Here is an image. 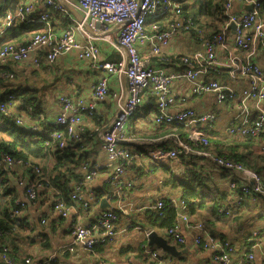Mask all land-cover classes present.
Segmentation results:
<instances>
[{"label": "built area", "instance_id": "2783aa9c", "mask_svg": "<svg viewBox=\"0 0 264 264\" xmlns=\"http://www.w3.org/2000/svg\"><path fill=\"white\" fill-rule=\"evenodd\" d=\"M75 5L81 11V17H70V23L59 33L52 28L49 7L66 11L63 4L56 0H44L45 9L36 13L35 3L30 0L17 4L0 22V36L12 26L15 20L28 19L43 24V28L35 31L23 43L3 42L0 44V77L13 79L14 72L9 71L10 63L27 62L30 66L40 67L50 64L60 55L70 50L76 51L78 59H90L96 67L105 74L93 84L91 99L71 97L66 94L58 96L59 112L50 121L56 129L52 136L59 140V147H64L66 140L76 137L84 129V120L89 121L95 115V102L107 97L111 92L108 85V75H113L118 81L124 79L126 89L112 92L117 106L108 124L99 132L101 147L110 163L108 180L115 188L129 187L132 180L124 178L131 162L147 159L162 164L168 161L179 162V154H192L206 157L219 168L229 170L233 178L227 181L231 190V203L241 204L249 194H264V179L262 175L243 163L224 156L216 155L203 146L209 143L208 132L202 129L204 124L208 129H214L217 115L211 110L198 109L186 105L185 96L178 93L181 84L188 87V93L200 95L211 93L217 105L225 102H236V113L233 120L225 126L230 135L257 136L264 131V65L254 60L255 53L264 54V13H259L258 0H225L224 14L226 22L220 31L204 29L194 25L191 10L195 0H64ZM235 2L251 3L253 10L243 12L232 11ZM202 7V5H201ZM148 17L158 18L152 22L149 29L144 27ZM229 23H233L234 34L231 47L228 40ZM115 28V29H114ZM196 30L197 40L201 48L192 52L181 53V68L167 70L150 62V55H160L163 48L180 32L191 33ZM80 36V38H79ZM97 39L107 42L111 49H115L119 57L112 60H99L100 48ZM147 45L150 54H142L140 47ZM244 51V54L240 52ZM262 53V52H261ZM222 71L227 76L222 77ZM228 79V81H226ZM238 79L247 83L238 90L235 88ZM20 93H6L0 99V112L10 116L17 124H21V117L12 112L16 97ZM149 99L155 105L150 113V123L154 127L166 124L184 126L185 138L177 132L164 134L162 144H155L149 140L139 141L140 144L151 143L146 152L136 150L125 145V130L129 120L139 107L144 106ZM253 103L255 116H252L249 103ZM168 109H170L168 111ZM148 124V123H147ZM38 125L32 124L31 127ZM16 165L26 166L20 158H12L6 153L0 155V168L10 171ZM98 164L84 163L81 180L77 181L68 195V200L57 198L51 205V213L63 218H72L79 214V209H88L91 198L82 194V189L88 185L93 177L99 173ZM34 171L40 173V167L34 165ZM3 175L0 174V195L2 194ZM18 185L22 188L21 197L16 203L24 206L27 202L38 200L42 184L31 183L26 178H18ZM113 191V192H114ZM58 193L59 191L56 190ZM112 192V194H114ZM173 204L184 208L182 200L171 198ZM162 199H157L149 207L156 209L159 214L164 207ZM230 209H220L219 212L229 213ZM21 210L15 211L20 215ZM21 216V215H20ZM119 215L110 208L100 213L95 220L83 223L74 219L70 226L73 244L64 248L72 251L74 244H80L88 251H92L98 242H107L114 235V225ZM41 219V223L45 222ZM184 224L196 228L194 243L203 249L212 250V259L217 264H250L254 258L252 252L231 259V247L225 240H220L207 231L202 222H193L186 213H179L177 221L166 229V234L173 241L183 244L184 236L180 229ZM255 232L257 247L264 246V237ZM264 249V247H263ZM10 246L0 244V258L6 264H52L56 254L47 256H21L15 259L10 254ZM145 264H160L162 253L149 249L145 257ZM261 264H264V259Z\"/></svg>", "mask_w": 264, "mask_h": 264}, {"label": "crops", "instance_id": "0c3cea01", "mask_svg": "<svg viewBox=\"0 0 264 264\" xmlns=\"http://www.w3.org/2000/svg\"><path fill=\"white\" fill-rule=\"evenodd\" d=\"M30 0H0V22L6 15V12L11 11L17 4L24 3ZM35 3L34 11L36 13L45 9L44 0H32ZM63 4L66 11H60L49 7L51 12V24L53 30L57 33L61 29L70 23V17H81V11L70 3L64 0H56ZM251 3L235 2L232 4V11L243 12L247 10V6ZM20 24H24L22 27ZM43 24L37 21H29L28 19L15 20L12 27L7 29L3 34L8 40L12 35L14 40L24 41L28 40L31 35L43 28ZM223 26L221 27V29ZM115 29V28H114ZM234 29L229 26L228 40L233 48ZM80 38V36H79ZM4 42V41H3ZM98 46L100 48L99 60H112L119 57L118 52L115 49H111L108 43L97 39ZM140 52L143 54H150L149 47L147 45L139 46ZM201 43L195 39L190 33L180 32L173 39L165 45L160 55H150V62L157 66H163L167 70H176L181 68V65L172 64L168 57L179 56L181 53L192 52L201 48ZM262 52V53H261ZM244 54V51L240 52ZM264 65L263 51L255 53L254 60ZM11 72H14L13 79H7L0 77V96L1 99L6 93H10L11 89L19 88L17 91L20 93V89H29L38 100V103L43 107L44 111H40L39 116L44 118L47 124H50L52 118L60 110L58 103V96L66 94L71 97H84L87 100L91 99V91L93 84L97 79L103 76L105 73L96 67V63L90 59H78L76 57V51L70 50L68 53L60 55L55 61L50 64H42L40 67L30 66L27 62L10 63L8 67H5ZM222 77H226L227 74H221ZM10 80V81H9ZM228 81V79L226 80ZM247 82L244 79H238L235 88L238 90L241 86ZM9 85V87H8ZM108 85L110 92L126 89L124 79L118 81L113 75H108ZM178 93L183 94L186 105L194 108H204L205 110L214 109L217 115V124L214 130L217 135L226 133L225 126L231 122L236 111V102H225L214 105L212 101L213 95L211 93H202L200 95H194L188 93V87L181 84L177 86ZM12 92V91H11ZM107 95L106 98L95 102V115L89 121L84 120V127L90 130L97 129V134L90 138L84 139L85 149L90 151L88 160L90 163L98 164L100 166L99 173L93 177V180L83 187L82 194L86 198H91V204L88 209H79V214L73 215L72 218H63L51 213V203L49 201V190L41 196H38V200L35 203L27 202L24 208L21 210V217L25 218L28 222L23 225V228L15 231L16 243L9 246L15 247L17 254L25 256V254L31 256H47L48 254H56L53 264H145V260L148 256V250L151 249L147 245V234L150 229H154L157 233H160L164 237L167 234L163 230H157L150 227H141L135 223V217L132 213H141L143 210L152 209L149 206L153 204L157 199H163L164 197L174 198L176 201L180 200V195L176 193L172 194L171 189L166 194L164 191L169 188L168 185H164L163 174H158V181H155V189L142 190V180L136 169L141 165L140 162H131L128 165L127 171L124 174V178L132 180L131 186L122 187L120 190L114 191L115 188L108 180V174L110 171V163L106 158V154L101 147V141L99 138L100 130L108 124L113 114L116 112L117 106L115 104V98L111 95ZM37 103V101H36ZM26 97L19 95L16 97L14 108L12 112L21 117L23 125L30 127L36 122V117L32 119L31 115L27 114L26 109L22 106L26 105ZM145 104H148L145 102ZM21 106V108H19ZM97 106V107H96ZM145 106V105H144ZM264 107V102L262 103ZM251 114H253V103H249ZM41 109L40 107H38ZM170 109H168L169 111ZM132 122L135 123L136 128H156L152 124L147 125L143 116L132 117ZM130 119V120H131ZM127 125L125 130V145L134 144L136 150L140 151L142 145L139 141L149 140V142L155 144H162V134L149 133V138H140L137 134L133 133L132 122ZM145 120V121H144ZM143 124V125H142ZM146 124V125H145ZM139 125H142L139 127ZM145 125V126H144ZM155 134V135H154ZM238 136V135H237ZM150 144L151 147V143ZM147 163V159L143 160ZM200 163H206V166L213 167L215 176H217L219 186L228 187L227 181L223 176H220L219 168H216L214 164L210 163L208 159L203 157L199 160ZM165 164V163H162ZM136 165V167H135ZM222 168V167H221ZM23 169L21 165H16L11 171H5L7 177L6 182L11 186L17 188L18 195L21 197L22 188L18 185L17 179L23 178ZM165 173V172H164ZM219 175V176H218ZM221 177V178H220ZM28 180V179H27ZM154 184H145L146 189H150ZM161 186V187H160ZM164 186V187H162ZM112 189L114 194H103L97 196L99 191ZM161 189V190H160ZM158 190V192H157ZM99 194V193H98ZM166 194V195H165ZM106 199V208L103 209L101 200ZM244 202L238 205L227 206L230 214H221L219 217H213L210 221L205 218H201L200 215H190L184 211L180 206H177V214L186 213L189 218L197 223L202 222L207 231L220 240H225L231 247V259H238L240 256L252 252L254 258L250 264H261L264 259V249L262 246L257 247L255 232H259L258 237L261 235L264 237V194H249L244 198ZM231 202L230 200H228ZM118 208L120 210V217L114 225V235L107 242H98L92 251H88L80 244H74L73 250L68 251L64 248L73 244V236L70 233V226L74 219H80L81 222L86 223L95 220L96 217L103 213L107 209ZM41 219L46 221L41 223ZM204 219V220H203ZM184 236L185 242L179 244L173 239L168 238L171 243L177 245V249L181 252L178 256H173L169 253H164L157 246L154 248L162 253V259L160 264H217L212 259V250L203 249L194 243V236L197 233V229L187 227L182 224L180 229ZM7 237L3 239L5 243ZM47 240L48 246L43 247L42 243ZM146 240V241H145ZM8 241L10 239L8 238ZM8 245V244H7Z\"/></svg>", "mask_w": 264, "mask_h": 264}, {"label": "trees", "instance_id": "16d2710c", "mask_svg": "<svg viewBox=\"0 0 264 264\" xmlns=\"http://www.w3.org/2000/svg\"><path fill=\"white\" fill-rule=\"evenodd\" d=\"M258 1L260 3L258 11L260 14H263L264 0ZM224 2L225 0H204L202 7H199L197 11L192 9L190 12L194 20L193 24L198 28L204 26L202 28L212 30L214 33L220 31L227 19L224 14ZM198 13H204L206 19L204 21L202 20L203 22L199 21V18L197 19ZM157 20L158 18L148 17L144 27L149 29L152 22ZM20 25L22 27L24 26V24ZM3 34L0 36V44L3 41L16 43L26 41L14 40L13 37L15 35H12L8 40H4L7 36L4 37ZM190 34L197 39L198 35L195 29ZM168 58L172 64H180V56H170ZM223 73L225 74L226 72L222 71ZM17 89L19 88L11 89L10 92H14ZM20 95L26 97L27 103L22 108L26 109L27 114H30L32 119L36 117L34 124L38 125V127H27L23 124H17L13 118L0 112V155L6 153L12 158H20L23 162H26L27 165L23 166L22 176L31 183L40 182L43 185L41 187L42 189L39 190V195L42 196L46 190H49V201L51 205L57 198L68 200V195L72 191L74 184L82 178V165L84 163L90 164L91 161L88 160L90 151L85 149L84 139L96 135L97 129L90 130L84 127L82 131L77 133L76 137L67 139V144L64 147H59V140L52 136V132L56 128L51 124H47V121L39 116V110L44 111L43 107L38 103L39 99L37 100L36 96L29 89H20ZM213 102L215 106H218L215 101ZM154 109L155 105L149 99L148 104L139 107L133 117L142 115L143 118L150 121V113ZM209 110L215 112L214 109ZM252 116H255V113ZM132 121L134 120L131 119L130 122ZM131 124L133 126V133L140 134L141 128L137 129L134 122ZM202 129L208 132L207 139L209 143L203 146L205 149L210 150L216 155H222L243 163L246 167L259 172L264 179V131H261L257 136H228L224 134L217 135L218 132L214 129H208L206 124L202 126ZM147 131L148 133H153L154 131L155 134L162 135L177 132L182 138H185L186 135L184 126L170 123H164L154 129L148 128ZM178 157L179 162L172 160L171 162H165V164H145L143 161L137 167L136 171L138 174H142L143 169L147 166L151 171L161 169L163 172L168 173L165 176L164 185L179 189L180 200L184 203V211L190 215H200L201 218L210 221L213 217L227 214L224 212L221 213L219 210L222 208L229 209L227 206L232 207L233 203L231 205V202L228 201H231V190L230 188L219 186L217 176H215L216 170L209 169L206 163H200L198 161L203 156L199 157L183 153L179 154ZM203 158L208 159L206 157ZM208 160L210 161V159ZM34 165L40 167V173L34 171ZM219 170L220 176L226 179L233 178V175H231L228 169L219 168ZM0 174L3 175V183L5 182L2 194L0 195V244H6V242H2L5 236L9 234L15 235V231L23 228V225H26L28 222L20 215L14 214L15 211L22 210L24 206L16 203L18 195L17 188L6 182L7 177L5 176V170L3 168H0ZM56 190L59 192L57 193ZM105 192L110 195L113 190L107 189L99 191V194L97 193L96 195L102 196ZM162 200L165 205L161 210V214L156 209H147L141 213H132L135 217V223L141 225V227H150L166 232V229L177 221L178 214L177 206L173 204L169 197L166 196ZM114 211L117 215L120 214L118 208H115ZM168 238L170 237L168 236ZM48 244V241L45 240L42 246L47 247ZM149 247L151 249L154 248L153 246ZM9 254L17 260L21 258L17 254L15 247L10 246ZM0 264L6 263L0 258Z\"/></svg>", "mask_w": 264, "mask_h": 264}, {"label": "rangeland", "instance_id": "374dc122", "mask_svg": "<svg viewBox=\"0 0 264 264\" xmlns=\"http://www.w3.org/2000/svg\"><path fill=\"white\" fill-rule=\"evenodd\" d=\"M203 1L204 0H195V4H194V7L192 8L193 10H198L199 9V7H201V5L203 4ZM0 14H2V12L0 11ZM199 18V21H204L206 18L204 17V13H198V16H197V19ZM202 21V22H203ZM201 26V25H200ZM202 27H204V26H202ZM0 116H1V114H0ZM145 120H147L146 118H145ZM144 120V121H145ZM146 123H150L148 120L147 121H145ZM143 125V124H142ZM142 125H139V127L140 126H142ZM146 125V124H145ZM144 125V126H145ZM149 127H145V128H141V131H140V134H138V136L140 137V138H146V137H148L149 138V133H148V131H147V129H148ZM138 129V128H137ZM129 147L130 148H135L136 147V145H134V144H129ZM142 147V149H143V151L144 152H146L147 150H148V148L150 147V144H148V143H146L145 145H142L141 146ZM168 162H171V161H168ZM149 163H155V162H153V161H150V162H147V164H149ZM146 164V163H145ZM208 167V166H207ZM209 168V167H208ZM209 169H213V167H210ZM158 174H163L162 176L165 178V176L168 174V173H164L161 169H158V170H155V171H151V170H149L148 169V167L146 166L144 169H143V172H142V174L140 175V180H142V185H144V186H142L141 188H142V190H152V189H155V181H158V179H159V177H158ZM154 182V184H153V186L152 187H150V189H146L145 188V184H147V183H153ZM161 187V186H160ZM162 187H164V186H162ZM169 189H171V191H172V194L173 193H176L177 194V192H178V194H179V189L178 188H171V187H169V188H167L166 187V189L164 190L165 192H166V194H168L169 193ZM161 190V189H160ZM157 192H158V190H157ZM165 194V195H166ZM16 235H14V234H9V235H6V237H7V239H6V244H8V245H11V244H15L16 243V237H15ZM8 238L10 239V241H8Z\"/></svg>", "mask_w": 264, "mask_h": 264}, {"label": "water", "instance_id": "95a60500", "mask_svg": "<svg viewBox=\"0 0 264 264\" xmlns=\"http://www.w3.org/2000/svg\"><path fill=\"white\" fill-rule=\"evenodd\" d=\"M138 1H139V4L142 2V0H138ZM246 9L249 10V11L253 10L252 4L248 5ZM228 26L232 27V29H234V27H235L233 25V23H229ZM101 203H102L103 209H105L106 206H107L106 199H102ZM147 239H148L147 245H149V246L155 245L158 248H160V250L162 252H164V253H169V254H171L173 256H178L181 253L177 249V245L176 244L171 243L168 240V238L164 237L160 233H157V231L154 230V229H150L148 231Z\"/></svg>", "mask_w": 264, "mask_h": 264}, {"label": "bare ground", "instance_id": "6f19581e", "mask_svg": "<svg viewBox=\"0 0 264 264\" xmlns=\"http://www.w3.org/2000/svg\"><path fill=\"white\" fill-rule=\"evenodd\" d=\"M19 43V42H18ZM97 107V106H96ZM54 126V125H53ZM226 169V168H225ZM182 209H185V208H182ZM53 264V263H52Z\"/></svg>", "mask_w": 264, "mask_h": 264}]
</instances>
